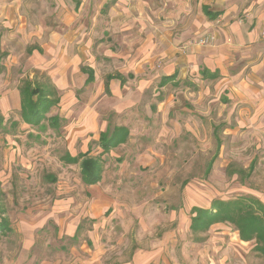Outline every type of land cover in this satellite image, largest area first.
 Returning <instances> with one entry per match:
<instances>
[{
	"label": "rangeland",
	"instance_id": "374dc122",
	"mask_svg": "<svg viewBox=\"0 0 264 264\" xmlns=\"http://www.w3.org/2000/svg\"><path fill=\"white\" fill-rule=\"evenodd\" d=\"M153 1L160 6V0ZM187 1L192 3L187 15L199 18L203 0ZM169 6L170 3L163 4L164 8ZM210 8L221 10L213 2ZM237 18L244 22V13L239 12ZM222 21L218 17L217 22ZM195 24L198 23L195 21ZM203 34V31L188 29L176 45L177 55L186 57L191 46L209 44L199 43ZM209 36L215 38L213 34ZM145 38L149 36H143L142 40ZM103 39H96L91 59L83 58L81 66L91 64L98 78L105 79L107 73L117 72L122 65L106 57L104 49H96ZM108 42L113 43V37ZM149 42H155V36H150ZM21 48L9 51L3 59L8 66L0 82V96H5L0 99V110L6 123V129L0 132V195L4 193L2 204L8 216L12 215L14 222L28 223L24 218L29 208L36 207L33 213L38 218V205L47 203V193L56 194L60 185L70 187L78 197L90 196L87 186L80 181L81 164L64 161L62 156L67 153L68 143L74 153L81 148H72L71 142L78 141L79 146L80 140L71 141L70 137L79 125L91 118L87 111L89 100L79 95L88 96V92H94L95 85L79 89L76 104L67 99L63 105L51 107L47 116L58 115L60 127L53 126L48 119L39 125H28L21 117L20 108L15 106L13 87L19 88L27 79L54 84L67 80L82 85V72L76 74L63 66L34 65L37 61L44 64L49 60L32 58V53L23 49V45ZM49 56L53 58L54 53L49 52ZM183 64L187 66L188 62ZM130 68L124 66L125 70ZM162 73L150 67L145 73L134 71L137 81L132 80L126 89L130 93L126 111H114L119 101L109 92L101 95L103 119L111 127L127 123L132 132L124 145L109 153L101 152L97 141L90 142V155L102 158V173L106 176L92 188L111 207L104 210L100 204L90 202L87 207L94 209L95 222L89 217L83 219L73 238L57 239L58 229L52 225L41 227L29 254H84L85 264L130 261L133 264H264V256L254 248L256 242L241 240L231 223L218 222L205 231L191 229L193 206L209 208L215 198L252 194L250 188L264 185V145L257 147L264 131L262 135L258 131H241L235 135L230 128H225V114L221 112L226 95L218 83L208 89L204 83L194 82L195 75L187 72L180 74L178 85L170 82L160 86ZM142 77H147V82L141 83ZM97 103V100L93 102V109ZM49 173L57 178L50 180ZM110 183L117 185L113 187ZM4 233L0 237V254H22L25 234L15 228Z\"/></svg>",
	"mask_w": 264,
	"mask_h": 264
},
{
	"label": "crops",
	"instance_id": "0c3cea01",
	"mask_svg": "<svg viewBox=\"0 0 264 264\" xmlns=\"http://www.w3.org/2000/svg\"><path fill=\"white\" fill-rule=\"evenodd\" d=\"M152 1L0 0V53L2 54L0 82H2V74L8 66V62L3 59L9 54V51L20 50L23 45V49L32 53V58L40 57L49 60L44 64L37 61L34 65L69 67L74 73L81 71L82 75L83 73L87 75L80 76L82 85L67 82V80L53 83L58 90L60 105H63L67 99H70L74 104L75 101H78L79 89L85 85L86 87L95 85L94 92H88V96L79 95L82 99L89 100L87 101L89 102L87 111L90 112L89 119H91L79 125L71 134V141L75 138L80 140L79 146L77 145L78 141L71 142L72 148H81H78L74 153L68 143L67 153L62 156L64 161L70 162L67 159V154L77 156L81 152H88L90 155L92 140L97 141L98 147H101V152H103L100 144L101 132L108 129L113 131L117 126L127 127L129 134L124 142L110 150L127 142L132 133L129 125L118 123L111 127L108 121L103 119L100 102H103L104 98L101 95L107 91L111 97L118 99L119 103L115 104L114 111L128 110L130 101L128 95L130 93L126 89L130 88L129 84L132 83V80L137 81L134 71L138 69L145 73V69L149 67L163 72L159 81L160 86L170 82L178 85L180 74L186 75L187 72L195 75L194 82L204 83L208 89L214 83H218L219 88L224 87L226 95L224 98L226 99L225 107L221 112V115L225 114L223 115V121L226 122L225 128H230L236 133L235 135L241 131H258L262 135V131H264V0H235V3L231 0H203L204 4L199 9L202 14L196 19L194 15H187V12L190 13L192 10L190 1L160 0V6ZM212 2L214 5L221 6V10L217 11V14H209ZM164 3H170V8H164ZM239 12L244 13V22L238 21ZM218 17H221L223 21L217 22ZM195 21L198 24L194 25ZM188 29L191 32L203 31L202 36L213 34L215 40L213 39L211 44L204 47L191 46L186 57H183L182 54L177 55L178 47L176 45L180 43L182 36L187 35ZM174 34L176 37L173 38ZM105 36L108 38L103 39ZM143 36H149V38H145L143 41ZM150 36H155V42H149ZM110 37H113V43L108 42ZM96 39H103L95 46L96 49H104L106 57L113 58L114 62L122 66L118 67L117 72L107 73L103 79L102 77L98 78L91 64L85 65L84 67L92 68L94 72V79L87 83L88 72L82 69L81 64L86 56L91 59L90 52L94 48ZM136 40L142 44L138 45ZM152 44L154 45L153 49ZM142 51H145L146 54L143 55ZM49 52L54 53L53 58L49 56ZM121 58H123V62L115 61ZM186 61L188 62L187 66H183ZM126 65L131 67L130 70L124 69ZM203 68L218 72V76H203L201 74ZM117 74H121L125 81L122 82ZM130 74L133 75L130 76ZM170 74L177 75L168 82L162 83L163 76ZM109 75L115 76L108 79ZM139 81L147 82V77H142ZM20 87H13L11 95L16 98L15 106L21 111ZM206 92V90L203 91V96ZM4 98L5 96H0L1 100ZM96 100L97 107L93 109L92 104ZM64 108L68 109L67 106ZM0 113L2 114L1 110ZM257 137L259 138V136ZM262 140L257 146L259 149L261 145H264V136H262ZM258 142L260 141L255 143ZM109 151L104 153H109ZM262 158L264 159V155ZM70 163L81 164V159L78 162ZM47 177L50 180L57 178L52 173L47 174ZM105 178L106 176L101 173L99 180ZM80 181L87 186V191L90 192L89 197L82 198L81 195L78 197L70 187H61L60 185L56 194L47 193L45 198L47 203L38 205V218L33 213V209L36 207L29 208L32 213L28 210L27 218H24L29 220L28 223L14 222L12 215H7V208L5 207V211L2 204L4 193H1L0 219L1 217L7 218L11 229L15 228L16 231L24 233L25 237L22 236V238L25 244L22 254H0V264H85L84 254H29L30 248L35 243L37 231L41 227L52 225L53 228L58 229L57 239L73 238L78 233V228H81L83 219L89 217L93 223L95 222L94 209L90 210L87 207L90 202L100 204L104 210L111 207L106 199H100L92 188L100 181L86 183L83 180L82 172ZM112 185L115 187L117 184L110 183V186ZM250 190V193L264 200L263 184L250 188ZM3 234L5 235L4 232L0 233V237ZM24 252L26 254H23ZM122 264H133V262H123Z\"/></svg>",
	"mask_w": 264,
	"mask_h": 264
},
{
	"label": "trees",
	"instance_id": "16d2710c",
	"mask_svg": "<svg viewBox=\"0 0 264 264\" xmlns=\"http://www.w3.org/2000/svg\"><path fill=\"white\" fill-rule=\"evenodd\" d=\"M210 13L217 14V11L211 10L210 12L209 10ZM1 55L0 53V58ZM82 69L88 72L86 82L92 81L94 79L93 69L84 66ZM201 74L205 77L218 76V72H212L208 68H203ZM176 75L163 76L162 83L168 82ZM114 76L109 75L108 79ZM117 76L121 78L122 82L125 81L121 74H117ZM20 94L21 117L25 122L31 125H39L44 119H48L53 126H59L58 115L47 116L51 107L60 102L57 87L53 83L27 79L20 87ZM5 129V117L0 113V132ZM128 134L129 131L125 126H117L113 131L108 129L101 132L100 144L103 152H107L119 143L124 142ZM67 155L70 162H78L81 159L82 177L86 183H95L100 179L103 169L100 157L91 156L88 152H81L77 156ZM218 222L233 224L238 230L240 239L243 241L254 240L256 242L254 248L264 256V202L259 197L252 194H243L230 199L215 198L209 208L192 207L191 229L193 231H205ZM10 229L7 218L1 217L0 233Z\"/></svg>",
	"mask_w": 264,
	"mask_h": 264
},
{
	"label": "built area",
	"instance_id": "2783aa9c",
	"mask_svg": "<svg viewBox=\"0 0 264 264\" xmlns=\"http://www.w3.org/2000/svg\"><path fill=\"white\" fill-rule=\"evenodd\" d=\"M214 38L207 35V36H203L202 38H200L199 43L201 44H207L210 43Z\"/></svg>",
	"mask_w": 264,
	"mask_h": 264
}]
</instances>
